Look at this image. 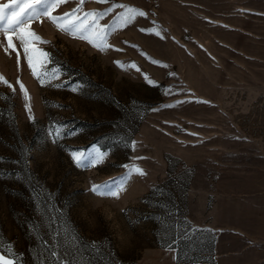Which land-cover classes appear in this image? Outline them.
Returning a JSON list of instances; mask_svg holds the SVG:
<instances>
[{"label": "rangeland", "instance_id": "374dc122", "mask_svg": "<svg viewBox=\"0 0 264 264\" xmlns=\"http://www.w3.org/2000/svg\"><path fill=\"white\" fill-rule=\"evenodd\" d=\"M111 3L147 16L111 32L105 51L47 17L31 24L49 41L36 46L51 54L52 84L63 87L41 86L15 38L19 66L16 52L0 47V75L15 89L0 82V242L20 264L46 259L45 242L81 264H217L219 234L230 232L250 248L229 264H264V0H90L83 8ZM236 14L258 37L240 58L216 38L217 20ZM53 125L63 126L56 143ZM68 149L106 155L79 167ZM126 165L147 175L128 178ZM105 184L117 196L91 191Z\"/></svg>", "mask_w": 264, "mask_h": 264}, {"label": "snow or ice", "instance_id": "6c2138e0", "mask_svg": "<svg viewBox=\"0 0 264 264\" xmlns=\"http://www.w3.org/2000/svg\"><path fill=\"white\" fill-rule=\"evenodd\" d=\"M69 0H12L11 3L0 5V35H2L6 40V45L0 43V47L3 48L5 54H9L11 49L16 52L17 65L20 63V53L17 51L16 44L13 42L14 38L19 41L20 47L23 49L25 59L27 61V66L30 69L34 78L38 80L41 86H45L46 82L52 87H63L61 84H52V80L58 78V72L55 69L49 68L48 65L51 63V54L40 48L37 44H48L49 41L44 40L40 35H38L34 30L31 29V24L35 21L42 22V18L47 17L56 28L73 38H78L87 41L93 47H96L100 51H105L107 48L112 46L107 43L108 36L111 32L116 31L117 28H125L137 17H145L147 13L141 9L127 4H117L111 3L110 7L104 9L103 11L91 10L84 11L83 6L90 2V0H76V6L71 9L70 12H66L63 15L56 16L53 15V11L57 9L60 5L68 3ZM95 3L109 4L110 0H93ZM122 9L121 12L117 13L113 18L112 23L109 25H100L99 21L103 19L106 15L113 12L115 9ZM142 32L154 33L156 36H160L159 29H141ZM163 38V37H161ZM127 43V41H125ZM133 47H137L133 45ZM116 51H121V49H115ZM155 63H160L154 61ZM118 67H124L122 61H114ZM167 67V65H162ZM130 68H135L139 71V68L135 63L128 65ZM170 75H175V73H170ZM145 80L149 83H155L147 75H145ZM0 82L4 83L7 87L15 92L12 85L0 75ZM19 84L20 91L24 94L26 98L25 109L29 114V120H33L32 109L29 103H27L28 92L23 83L17 80ZM78 89L73 88L72 91H77ZM166 94H173L172 89H166ZM182 103V102H178ZM206 103V102H205ZM173 105H168L172 107ZM155 110V109H154ZM63 126L53 125L49 130V135L53 137V142L56 143L63 138L64 133L62 132ZM74 133L69 132L68 135H73ZM132 148L136 147V143L132 142ZM72 160L79 167H89L95 166L103 161L105 153H99L95 150H77L68 149ZM2 159V158H0ZM137 159H140L138 157ZM128 168V178L133 174L140 176H146L147 173L138 166H131ZM123 190V189H121ZM91 191L97 195L101 196H117V192L113 191L111 186L105 185H93ZM59 233H57V237ZM74 240L78 238L73 237ZM45 250L47 252V258L41 259L40 264H81V262L76 260H69L67 257L72 255L69 252H65L62 256L57 250L56 245L51 248L48 247V242L44 243ZM93 247H96L93 244ZM169 251L174 249L171 246L168 247ZM17 254L13 251L12 247L9 245L5 248L4 244L0 242V264H20Z\"/></svg>", "mask_w": 264, "mask_h": 264}, {"label": "crops", "instance_id": "0c3cea01", "mask_svg": "<svg viewBox=\"0 0 264 264\" xmlns=\"http://www.w3.org/2000/svg\"><path fill=\"white\" fill-rule=\"evenodd\" d=\"M248 16L246 15H237L230 16L231 23L224 21L223 19L217 20L216 26V38L219 41L220 46L229 47L232 50V53L235 56L240 55H248L247 52L248 47L246 46V42L251 43L252 39H257V35L253 34V31L245 28V19ZM227 33L230 35L229 37H233L230 41L225 40L223 34ZM225 35V34H224ZM227 35V34H226ZM236 63H240L239 60H234ZM224 234H219V240L217 242V247L215 249L216 263L217 264H229L237 261L239 255L246 250V248H250L248 246V242H244L243 245H240L239 235L228 233V236H223ZM242 248V250H241ZM169 255L173 256L172 260L175 262L177 256V250H173L169 252Z\"/></svg>", "mask_w": 264, "mask_h": 264}]
</instances>
